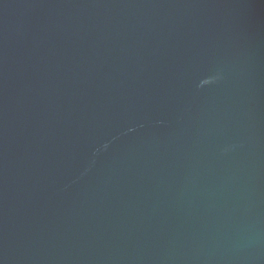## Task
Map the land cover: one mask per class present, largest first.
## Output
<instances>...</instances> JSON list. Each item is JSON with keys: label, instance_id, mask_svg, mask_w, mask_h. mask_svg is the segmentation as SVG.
<instances>
[{"label": "water", "instance_id": "1", "mask_svg": "<svg viewBox=\"0 0 264 264\" xmlns=\"http://www.w3.org/2000/svg\"><path fill=\"white\" fill-rule=\"evenodd\" d=\"M0 264H264V0H0Z\"/></svg>", "mask_w": 264, "mask_h": 264}]
</instances>
